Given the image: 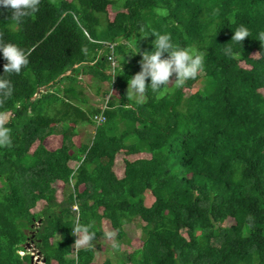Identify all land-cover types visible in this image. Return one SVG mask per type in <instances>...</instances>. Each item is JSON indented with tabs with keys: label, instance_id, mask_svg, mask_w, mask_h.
<instances>
[{
	"label": "trees",
	"instance_id": "obj_1",
	"mask_svg": "<svg viewBox=\"0 0 264 264\" xmlns=\"http://www.w3.org/2000/svg\"><path fill=\"white\" fill-rule=\"evenodd\" d=\"M239 28L250 35L235 43ZM151 32L198 49L203 70L136 104L128 81L154 50ZM261 33L264 0H40L21 24L0 8V41L30 52L19 75L5 74L13 95L0 97L10 141L0 144V264H36L22 255L31 241L43 264H93L106 221L123 239L139 220L143 245L105 264H264ZM129 44L140 52L127 55ZM5 63L0 54V75ZM86 125L95 128L78 145ZM76 223L95 234L86 247L74 245Z\"/></svg>",
	"mask_w": 264,
	"mask_h": 264
},
{
	"label": "clouds",
	"instance_id": "obj_2",
	"mask_svg": "<svg viewBox=\"0 0 264 264\" xmlns=\"http://www.w3.org/2000/svg\"><path fill=\"white\" fill-rule=\"evenodd\" d=\"M39 6L40 0H0V8L9 10L11 19L17 24H21L24 19L34 16L39 11ZM155 11L161 17H166L169 14L166 8H157ZM151 34L155 36L153 42L154 50L143 52L140 61L141 71L128 81L127 98L133 100L136 104L145 102L146 94L149 90L156 94V98L159 99L160 95L170 84L179 85L195 79L203 70L204 58L198 49L178 46L171 35L167 33L157 34L156 32H151ZM249 35L246 29L239 28L234 31L231 41L242 43ZM258 39L264 42V33H261ZM127 47L131 50L130 54L127 55H134L140 52L138 45L129 44ZM231 52V48L225 49L226 55L231 54ZM0 54L6 60L3 66L4 74L0 75V97L7 100L13 95V87L5 74L19 75L22 69L29 64L30 52L25 51L14 43L0 41ZM16 107L19 108L20 105L17 104ZM0 144H10L7 133L0 132ZM72 230L73 235L77 237L74 243L77 248L88 246L95 237L90 226L76 223ZM114 236L115 233L113 232H105L107 239L111 240ZM112 247L118 250L119 246L113 243ZM26 253L31 254L29 251ZM37 254L41 258V255ZM32 256V260L35 262V253H32ZM41 259V263H43V258Z\"/></svg>",
	"mask_w": 264,
	"mask_h": 264
},
{
	"label": "rangeland",
	"instance_id": "obj_3",
	"mask_svg": "<svg viewBox=\"0 0 264 264\" xmlns=\"http://www.w3.org/2000/svg\"><path fill=\"white\" fill-rule=\"evenodd\" d=\"M115 15V11H111V17H114ZM118 66V62H116L115 67ZM115 69V68H113ZM83 75H81L82 77ZM80 77V78H81ZM90 78V76L88 77V79ZM91 80V78H90ZM172 85V84H170ZM169 85V86H170ZM202 85V80L199 79L198 81H196L194 83V85L192 86V88L190 89H186L187 94H191L192 92H195L197 89H199ZM104 87L109 91L108 94H110L112 92V86L110 87L108 85V83H104ZM90 92V91H88ZM109 95L106 96L105 98V102L107 101ZM104 102V103H105ZM105 107L106 104H103ZM94 126L92 125H86V126H82L79 128V136L75 137V142L79 145L82 142L86 141L88 138H91V133L94 130ZM61 136H57V137H48L45 141V144L48 148L51 149H55L57 148L60 143H61ZM139 156H144V154L139 155ZM139 156H134L131 158L134 159L136 157ZM148 156V155H147ZM118 160L117 163L114 166L115 171L117 172V174L119 176H123L124 175V154H119L118 156ZM72 166H75L74 162L71 163ZM56 187L59 189L58 191V197L60 198L62 196L61 194V188H63L59 183L55 184ZM63 193V192H62ZM155 201V196L150 193L149 191H147L146 195H145V203L147 205H151L153 202ZM46 204L45 201H39V203L37 204V206L35 207L34 211H38L39 209H42V207ZM139 221H134L132 223H129L125 226V236L123 239H119L118 235H117V230L111 225V223L109 221H106L104 224V230L105 232H113L115 233V236L110 240L107 239L106 237L101 238L100 240H98V245L101 244L103 245L102 248H98L96 251V258H95V262L93 264H105V261L107 259H112L115 263H118V258H120V255L122 256L125 255L128 252L134 251L135 249L140 248L143 245V239H142V230L139 226ZM233 220L226 221L225 223H232ZM142 223V222H141ZM38 226L40 225V223L37 224ZM186 235V232H184ZM115 243L117 244L118 250L114 249L112 247V244ZM26 249H28V251L32 254L35 253V255H37V253H39V251H37L35 244L31 241L30 243H27L26 245ZM27 254L26 252H22V255ZM42 258V257H41ZM41 258H38L36 260L35 258V263L39 262L41 263ZM43 264V263H41Z\"/></svg>",
	"mask_w": 264,
	"mask_h": 264
},
{
	"label": "built area",
	"instance_id": "obj_4",
	"mask_svg": "<svg viewBox=\"0 0 264 264\" xmlns=\"http://www.w3.org/2000/svg\"><path fill=\"white\" fill-rule=\"evenodd\" d=\"M113 46V45H112ZM113 54V53H112ZM110 59L112 60V64H113V66L115 67V64H116V61L115 60H113V55L112 56H110ZM98 120H100V121H104L105 120V117H98ZM35 258L36 259H38L39 258V255L37 254V255H35Z\"/></svg>",
	"mask_w": 264,
	"mask_h": 264
},
{
	"label": "crops",
	"instance_id": "obj_5",
	"mask_svg": "<svg viewBox=\"0 0 264 264\" xmlns=\"http://www.w3.org/2000/svg\"><path fill=\"white\" fill-rule=\"evenodd\" d=\"M96 99H100V98H96ZM81 127H82V126H81ZM91 134H92V133H91ZM52 137H57V136H56V135H53V136H51V138H52Z\"/></svg>",
	"mask_w": 264,
	"mask_h": 264
},
{
	"label": "water",
	"instance_id": "obj_6",
	"mask_svg": "<svg viewBox=\"0 0 264 264\" xmlns=\"http://www.w3.org/2000/svg\"><path fill=\"white\" fill-rule=\"evenodd\" d=\"M39 264V263H38Z\"/></svg>",
	"mask_w": 264,
	"mask_h": 264
}]
</instances>
